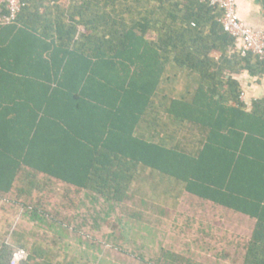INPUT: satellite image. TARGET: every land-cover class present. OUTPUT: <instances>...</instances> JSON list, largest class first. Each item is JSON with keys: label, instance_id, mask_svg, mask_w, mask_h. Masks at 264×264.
<instances>
[{"label": "trees", "instance_id": "obj_1", "mask_svg": "<svg viewBox=\"0 0 264 264\" xmlns=\"http://www.w3.org/2000/svg\"><path fill=\"white\" fill-rule=\"evenodd\" d=\"M221 15L204 0H25L17 18L0 25V198L31 197L54 181L75 191L107 183L125 159L182 180L216 205L264 214V97L247 110L239 83L224 75H264V62L241 54ZM168 63L201 77L199 107L181 110L209 129L198 157L133 136ZM242 168L249 188L239 202ZM21 205L38 226L48 216L61 224L57 212ZM42 235L43 247L16 263L0 240V264H53L45 244L56 242Z\"/></svg>", "mask_w": 264, "mask_h": 264}, {"label": "crops", "instance_id": "obj_2", "mask_svg": "<svg viewBox=\"0 0 264 264\" xmlns=\"http://www.w3.org/2000/svg\"><path fill=\"white\" fill-rule=\"evenodd\" d=\"M68 1L60 0L62 5ZM237 11L248 26L264 25L259 0H238ZM221 56L219 52L211 53L217 63ZM224 75L239 83L243 90L240 101L247 110L254 100L264 97V75H252L247 70L224 71ZM201 83L196 71L166 64L158 86L138 114L133 136L198 157L208 144L209 129L188 120L181 110L190 105L199 107L193 99ZM118 168L120 177H110L107 183H93L82 190L60 183L62 198L76 201L77 209L83 206L85 211L90 209V214L66 212L68 216H60V225L52 220L53 216H48L42 226L30 220L31 236L40 232L55 240V244H45L46 257L53 264H264L263 213L253 217L201 199L189 193L182 180L140 162L124 159ZM242 172L237 184L239 202L249 188V174L245 168ZM127 204L131 215H143L145 207L153 206L175 216H111L110 206ZM100 206L107 207L105 216L96 213ZM188 209L191 216H177ZM21 233L17 236L24 237ZM43 245L32 239L27 252Z\"/></svg>", "mask_w": 264, "mask_h": 264}, {"label": "rangeland", "instance_id": "obj_3", "mask_svg": "<svg viewBox=\"0 0 264 264\" xmlns=\"http://www.w3.org/2000/svg\"><path fill=\"white\" fill-rule=\"evenodd\" d=\"M62 191L61 184L54 181L51 186H48V188L44 186L41 191H36L31 197L28 195L18 197L15 193L2 196L0 198V240L5 241L11 246L13 252L17 249H23L27 253L29 242L32 239L41 240L44 236L40 232H38V236H36V233H33L32 236L29 233L30 220L28 215L24 213V207L21 205L22 202L38 205L42 211L57 212L58 216H63L66 212H70L71 215L74 213L81 215L91 213L90 209L85 211L83 206L77 209L78 207L75 204L71 205V202H66L62 198ZM113 207L111 211L113 215L111 216H175L173 214L159 212L153 206L145 207L146 210L143 215H137V212L131 215L130 204ZM99 208L100 210L96 211V213L99 216H105L107 207L100 206ZM177 216H191L190 210L188 209ZM17 232H22L21 234H24V237H18Z\"/></svg>", "mask_w": 264, "mask_h": 264}, {"label": "built area", "instance_id": "obj_4", "mask_svg": "<svg viewBox=\"0 0 264 264\" xmlns=\"http://www.w3.org/2000/svg\"><path fill=\"white\" fill-rule=\"evenodd\" d=\"M211 5H217L221 11L223 30L234 37L242 55L256 54L264 62V25L260 28L248 26L238 15V0H204ZM25 0H0V25L11 24L20 13ZM27 253L17 249L12 253V263L24 260Z\"/></svg>", "mask_w": 264, "mask_h": 264}]
</instances>
